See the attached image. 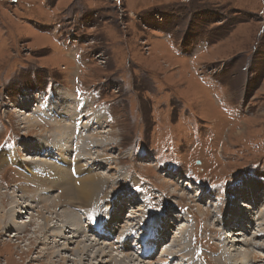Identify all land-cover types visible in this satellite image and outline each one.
<instances>
[{"label": "rangeland", "instance_id": "obj_1", "mask_svg": "<svg viewBox=\"0 0 264 264\" xmlns=\"http://www.w3.org/2000/svg\"><path fill=\"white\" fill-rule=\"evenodd\" d=\"M49 91L54 100L79 98L90 108L83 121H102L95 153L103 167L94 171L120 180L104 185L103 193L131 191L141 198L122 209L120 221L114 211L117 238L131 234L128 244L134 246L132 236L148 233L141 229L145 217L136 221L135 214L128 216L129 210L143 208L144 215L151 216L149 224L164 212L172 222L174 214H181L176 225L169 222L168 230H161L165 234H160L151 258L136 257L135 245L123 249L131 252L125 262L163 264L169 258L170 264L171 258L176 264H192L194 251L199 264L206 263L197 255H204L207 263L222 264L219 255L195 242L201 239L217 247L219 235L210 232L213 221L245 183L258 189V204L251 201L244 207L242 197L231 201L246 214L238 215L239 222L231 220L224 234L241 227L246 235L234 231L239 235L231 240L248 238L250 228H257L260 206L264 207V0H0V153L14 151L21 164L47 161L29 147L23 150V144L36 136L49 139L55 131L47 134L50 125L35 111L40 119L36 127L26 130L21 121L34 107L40 111L42 102L52 111ZM8 137L15 144H1H8ZM23 182L16 165H0V214L11 205L24 207V193L33 195ZM53 194L38 200L49 196L43 203L50 205ZM132 194L124 196L127 201ZM36 200L35 211L27 209L42 223L36 210L44 205ZM57 218L53 213L50 222L61 223ZM93 223L86 232L93 233ZM10 230H0V264H73L74 243L63 252L71 260L63 263L58 256L41 257L38 249L43 244L36 247L30 236L33 224L19 232ZM117 238L105 237L102 245ZM147 239L142 246L151 248L154 240ZM98 246L87 253L93 254ZM253 250L264 259L263 249ZM99 254L94 260L101 258ZM245 263L255 261L248 255Z\"/></svg>", "mask_w": 264, "mask_h": 264}, {"label": "bare ground", "instance_id": "obj_2", "mask_svg": "<svg viewBox=\"0 0 264 264\" xmlns=\"http://www.w3.org/2000/svg\"><path fill=\"white\" fill-rule=\"evenodd\" d=\"M48 102H52L53 104L51 112H48L49 109L46 110V106L42 102L39 105L40 111L37 110L36 107H34V109L32 110L33 111L32 114L31 115L28 114V116H25L24 119H22L21 121V123H23L24 128H26V130L32 127H36L38 125L37 121H39L40 119H38L39 116L36 117L34 115L35 114L34 111H35L39 115L41 114L39 118L42 117L50 125V126L48 125L49 129H45V131H47V134L48 132H50L48 131L50 129L55 131L54 135H52V133L49 134L50 135L49 139L45 136L42 137L36 136V138H29V140L31 141L30 144L29 143H27L26 145L23 144V150H26L27 147H29L27 149L28 151L31 150L34 152L36 151V153L38 154L41 153L40 156L45 157L47 161L24 160V163L21 164L19 162L21 160L15 157L14 151L7 150L6 153L3 152H2L3 154L0 153V165H6L7 163L16 165L18 170L22 172V176L24 177V182H23L25 185L24 189L28 190L30 189L31 186V189L33 190V195H29L28 192H27L28 195L24 193V201L27 202L24 207L18 205H11L13 203L12 202L11 204H9L11 205L10 208H8L5 212L0 214V230L5 228L9 232H11L10 229H14L16 232H19L23 230L25 227H28L29 225L33 224V230H31L30 236L35 238L34 243L36 247L38 246L39 248V245L43 244V246L39 248L38 251L39 252L43 251L41 252L42 253L41 257H45L46 259L48 258L49 260L51 258H55L56 256H58V260L62 261L63 263L70 261L71 259H69L67 255H63V252L69 251L70 249L68 248L69 245L74 243L73 244L74 248H71L73 251V253L71 252V254L75 258L72 260L73 264H77L76 260L80 261V264H85L86 260H88L91 264H111V262H113L114 264H132L131 260H127L125 262L126 258L128 259L130 257L129 254H131V252L128 253L130 250L126 252L123 251V249L125 248L129 249L130 247L133 248L135 247V245H137L138 249L141 250L140 252H143L144 251L143 249L145 248L149 249V244L142 246L143 241L146 242L148 240L147 238H150L151 240L154 241H157L159 238L162 239L160 235L161 230L162 229L166 230L167 226L169 227L168 225L169 222L173 223V226L176 225L180 221V219H182L180 218L181 214H174L173 215L174 221L172 222L170 220L167 221L168 219L167 220L165 219V217L163 216V214L165 213L164 212L162 213V217L164 218L156 215V221H153L152 223L149 224L148 220L151 219V216L147 214L144 215L143 208L138 207V209L139 208L140 209L138 210V212L135 213H130L132 212V210H129L128 216L133 217V215L135 214L134 219L136 221H137L136 219L137 217L138 218L145 217V219H143L142 221L146 222L143 223L146 225H143L144 227L140 226L141 229H144L143 232H146L147 230H151L148 231L146 236H138L140 241H138L134 246H131L128 243H122L124 244V247L123 248L119 247L118 242L119 240L121 241L125 239L124 236L127 235L126 233H125L126 235H122L118 238L115 235L113 237L114 239L117 238L115 242H113V240L111 239L112 241L111 243H109V241L108 242L106 241L107 243L102 245L103 242L101 239L106 240L105 239V237H107L106 233H105L106 235L105 234L102 235V234H95L94 231L93 233L91 232L89 233V231L86 232L85 229H87L91 223L94 222L90 226L92 229L93 226L101 224V222H103V225L102 224L99 225V227L101 228L100 231H104L107 233H115V231L117 230L115 227L116 221L113 217L114 211L117 210L118 212L117 217L119 218V220L117 221H120L122 215V209L125 207L127 208V206L130 207L131 205H133L134 202L137 203L138 201L141 200V198L139 197V195L135 193L132 194L133 192L131 191H126L124 194L119 193V195L114 194V192L110 193L107 191L103 193L102 189H105L103 188L104 185H107L108 183L113 185L115 184V182H118L120 180L114 181L115 180L114 177L113 178L102 177L99 175L100 174L99 172L94 171L95 169H100L103 167V162L101 161L100 156H97L95 153L96 150L100 148V146L98 147L95 146L98 145L96 137H99L98 134L99 132L103 131V129H102V121L100 119L99 120L96 119L95 117H89L86 122L83 121L84 120L83 118L87 115V112L89 113L90 108L88 107L89 109H87L85 105H81L82 101L79 98H76L75 96H73L72 99L68 98V100L67 97L54 100V94H52L51 91H49ZM29 103L30 101L28 102V105H30ZM9 138L11 137H8L7 139L10 141L8 144L6 142H2L1 144H6L7 146L12 145V143L14 142L12 141V139ZM102 140L104 141V139ZM102 140L100 142H102ZM21 144L22 143H20V145ZM80 156L81 158H79ZM81 159L82 160L84 159L83 161L85 162H81L82 161ZM73 173H74V177L72 176ZM117 185L118 184H116V186ZM20 189L22 190V188ZM257 191L258 189L256 187L253 188L248 183H245L244 187L238 186V188L235 190L234 193L235 195L230 197L229 199L230 203L228 204L227 209H225V211L221 214L218 213L217 218L214 219L215 221H213V227L211 228L210 232H214L215 235L216 234L219 235V237L217 238L218 241L216 243L217 247L211 244L210 242L205 243L206 241H202L201 239L196 240L195 242L196 247L198 248L204 247L206 251L216 253L215 256L217 257L219 255L220 262L222 264H246L245 261L248 255L252 257V260L255 261V264L259 261L263 262L264 260L263 256L259 254L256 255L255 254L256 252L253 249L258 248L264 250V243H262V241H264V229H263L264 207L260 206L259 216H257V219H261V220L256 222L257 228L255 227H254L255 229H253V227L250 228L252 230H250L249 234L251 235L248 236V238L246 236L244 238L234 237L231 240L232 236L239 235L234 231L237 232L239 230L241 231V227L239 229H235L234 231L229 230L231 231V233L229 234H224L225 233L224 230H226V227L228 226L227 224L231 220L239 222L238 215L242 213L244 215L246 214V212L244 213L245 210L242 211V209H240L241 206H239L238 203L235 206L234 204H232L231 201L242 197V202L240 201L241 202L240 205H243L244 207L249 205L247 203H251V201L254 204H258V199L260 196H258L259 193H257ZM53 193L56 194L55 197L53 198L52 204L46 205L45 202L43 203V201L48 199L49 196L41 200V202H39L40 201L38 200L39 196L54 195ZM98 194H100L101 196H99ZM130 194H132L133 196L132 197L130 196L131 200L127 201V198H125L124 196H128L129 198ZM73 195L76 198L73 197ZM262 198H264V195ZM35 199H37L40 204L43 203L44 205V206L42 205L43 207L41 209L36 210L37 212L36 215H40V217H43L45 222L42 221V223H38L39 221L37 222L36 219L31 218L32 212H28L30 210L27 209V207H31L32 211H35L34 207H36V205L38 204V203L36 205L33 204L34 202L32 200ZM58 201L59 202L62 201V203L60 204L61 205L60 207L62 208H59L57 210L56 206L58 204ZM196 208L201 212V215H204V213L201 211V208H199L198 206ZM103 209L105 210V212ZM43 210H45L44 211L45 213H49L51 218L44 216ZM99 210L101 211L99 212ZM111 210H112V214H111ZM56 212L58 216L57 221L61 222L58 224L57 223L54 224V222L51 223L53 213ZM21 213L26 215L29 214L30 218L28 217L27 221L24 220L25 217L23 216L25 215L20 216L22 215ZM173 213H175V211ZM214 213L215 215H217L216 214L217 211L214 210ZM108 215L110 216V218H107ZM33 216L35 217V214L32 215V217ZM178 216L179 218H176ZM19 217L22 218L21 221H19L20 219L17 221ZM95 219L98 221H96ZM83 222L86 224V228H84V224H82ZM252 224H253V220H252ZM110 225L112 227V231ZM45 227L48 228L47 233H45L44 230ZM64 227H66V230ZM184 229L186 230V232H188L189 228L184 227ZM127 231L129 232V230ZM153 231H155L157 234L153 233ZM241 232L242 235L245 234L244 231ZM80 235L84 237L79 239ZM15 236L16 234L11 235V237H15ZM134 236L136 237V235ZM92 238L99 242H96L95 240H91ZM258 241H261V243ZM237 242L239 244L241 242L242 244L241 247L237 246L238 245ZM97 245L99 246L94 249L93 254L87 253L88 251H90L91 248L93 249ZM235 247L236 248L239 247V249H236ZM164 249L166 251L165 254H168L167 253L168 249L167 248ZM112 250L114 251L118 250L120 254L117 253L116 255L118 256L115 257L114 253H111ZM97 251L100 252L99 256H101V258L98 261L94 260L95 259L94 257L98 256ZM134 252L136 253V257L141 258V253L137 255V251ZM154 252L151 253L150 255L154 254ZM173 252L174 251H172V257L173 256L175 257V254ZM191 252L194 255V260L192 264H199L197 258H195V252L194 251ZM145 257L151 258V256L149 257L145 256ZM197 257L199 260H205L206 264H213V261H209V263H207L206 259L204 258V255H197ZM168 259L169 258H167V260ZM190 259L191 258H188L187 260L190 261ZM91 260L94 261L91 262ZM167 260H165L163 264H166ZM141 261L142 260H140V262ZM168 262L170 264H176L173 263L171 258ZM143 263L152 264L146 261ZM154 264H160V263L155 262Z\"/></svg>", "mask_w": 264, "mask_h": 264}]
</instances>
